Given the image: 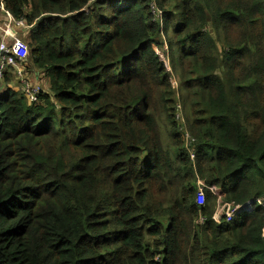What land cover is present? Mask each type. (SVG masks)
<instances>
[{
    "label": "trees",
    "instance_id": "trees-1",
    "mask_svg": "<svg viewBox=\"0 0 264 264\" xmlns=\"http://www.w3.org/2000/svg\"><path fill=\"white\" fill-rule=\"evenodd\" d=\"M151 1L6 0L0 264H264V0Z\"/></svg>",
    "mask_w": 264,
    "mask_h": 264
},
{
    "label": "built area",
    "instance_id": "built-area-1",
    "mask_svg": "<svg viewBox=\"0 0 264 264\" xmlns=\"http://www.w3.org/2000/svg\"><path fill=\"white\" fill-rule=\"evenodd\" d=\"M155 19H159L162 15L161 9L155 3L150 2ZM0 12H4L5 21L0 20V79L3 70L7 66L16 67L17 80L19 89L30 100V102L38 101L42 93H45L44 84L27 79L24 74L23 67L26 66L28 55L30 53L27 42L24 38L29 34V25L24 19H16L6 7V0H0ZM178 109V119L183 120L182 111ZM189 138L190 135L187 134Z\"/></svg>",
    "mask_w": 264,
    "mask_h": 264
},
{
    "label": "rangeland",
    "instance_id": "rangeland-1",
    "mask_svg": "<svg viewBox=\"0 0 264 264\" xmlns=\"http://www.w3.org/2000/svg\"><path fill=\"white\" fill-rule=\"evenodd\" d=\"M0 20L1 21H5V19H4V14L3 13H1L0 12ZM28 41V40H27ZM31 49V48H30ZM29 64H30V60H29ZM30 67V66H29ZM23 70H24V74H25V77L27 78V79H30L31 81H36V82H39V83H41V84H44L45 85V81H46V79H47V81L49 82V79H48V77L45 75V74H43V73H41L40 74V77L38 78V79H34V77H33V74H32V69L31 68H29V69H27L25 66L23 67ZM50 83V82H49ZM16 85H19V83H18V80L16 79V83H15V86ZM43 85V86H44Z\"/></svg>",
    "mask_w": 264,
    "mask_h": 264
},
{
    "label": "crops",
    "instance_id": "crops-1",
    "mask_svg": "<svg viewBox=\"0 0 264 264\" xmlns=\"http://www.w3.org/2000/svg\"><path fill=\"white\" fill-rule=\"evenodd\" d=\"M1 13H3L4 16H6L4 12H1ZM32 74H33V73H32ZM33 75H34V74H33ZM17 87H19V85H17ZM44 90H45V92H47V91L50 92V83L47 82V81H45Z\"/></svg>",
    "mask_w": 264,
    "mask_h": 264
}]
</instances>
